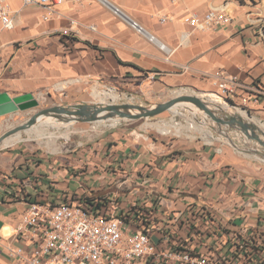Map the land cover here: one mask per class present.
<instances>
[{
	"label": "crops",
	"instance_id": "1",
	"mask_svg": "<svg viewBox=\"0 0 264 264\" xmlns=\"http://www.w3.org/2000/svg\"><path fill=\"white\" fill-rule=\"evenodd\" d=\"M5 2L14 28L0 23V94L58 97L64 107L91 104L96 87L210 94L218 93L214 74L222 71L238 79L231 101L243 105L248 97L245 108L264 118V0H61L51 8ZM212 6L225 7L232 23L202 32L186 22ZM232 136L242 148L262 149ZM84 199L100 210L111 202L117 213L138 204L153 225L173 229L189 206L206 207L218 240L233 232L264 241L263 161L227 146L137 136L120 124L65 153L21 146L0 155V264H20L5 245H19L15 228L27 201Z\"/></svg>",
	"mask_w": 264,
	"mask_h": 264
},
{
	"label": "built area",
	"instance_id": "2",
	"mask_svg": "<svg viewBox=\"0 0 264 264\" xmlns=\"http://www.w3.org/2000/svg\"><path fill=\"white\" fill-rule=\"evenodd\" d=\"M5 1L0 0V23L4 29L11 30L14 21ZM23 1L51 8L61 0ZM167 19L164 16L161 22ZM186 22L197 31L210 32L232 23V17L225 7L212 6L204 16L192 14ZM131 26L142 31L136 22ZM90 28L95 30L94 26ZM63 34L70 35V31L64 30ZM214 79L220 96L229 100L237 97L236 77L217 71ZM249 101L248 97L243 98V106ZM27 203L15 228L19 245H5L9 256L20 264H248V258L240 250H248L255 264H264L263 240L255 235H242L240 241L234 238L230 243L228 238L236 237L232 234L218 240L217 220L206 207L189 206L187 212L174 221L177 228L166 224L164 231L165 227L153 225L149 215L128 223V217H119L111 202L105 203L106 208L104 205L102 210L95 211L84 200L58 205ZM219 250L231 252L226 257ZM255 251L258 258L253 256Z\"/></svg>",
	"mask_w": 264,
	"mask_h": 264
},
{
	"label": "rangeland",
	"instance_id": "3",
	"mask_svg": "<svg viewBox=\"0 0 264 264\" xmlns=\"http://www.w3.org/2000/svg\"><path fill=\"white\" fill-rule=\"evenodd\" d=\"M96 89L102 91L113 90L117 97L113 99L96 97L94 95ZM180 95H195L208 100L216 99L219 104H225L229 109L238 112H243V117L247 121H251L260 127L264 132V118L258 117L255 113L248 111L245 106L232 102L218 93L195 90L191 88H179L175 90H146L139 93H128L126 90L117 91L105 87H96L93 95L90 97L91 104H134L141 105L147 108L155 107L158 104L165 103ZM217 98H216V97ZM64 99V97H62ZM60 98L39 99L40 105L38 108L19 111L11 115L0 117V137L7 131L25 123L35 113L40 110L62 106L66 103L59 102ZM230 111V110H229ZM246 115V116H245ZM264 117V115H263ZM127 125L132 130H136V135H145L154 140L178 142L183 145L195 144L196 146H206L222 149L224 146L234 148L228 143V140L218 132V126L207 115L201 112L196 106L182 104L177 108L166 111L161 115L150 119L139 120H121L108 121L100 123H71L65 124L56 119H48L39 122L36 126L27 131L20 133L21 141L10 146H0V155L14 150L18 147L27 148L39 152L65 153L67 150H72L77 144L91 143L103 131L109 130L117 125ZM171 126V132L163 133L159 128L164 125ZM211 133V137H207L204 133ZM41 134V136L39 135ZM46 135H49L47 137ZM232 136V131L229 133ZM235 144L241 147L239 142L233 138ZM261 148V147H260ZM235 149V148H234Z\"/></svg>",
	"mask_w": 264,
	"mask_h": 264
},
{
	"label": "water",
	"instance_id": "4",
	"mask_svg": "<svg viewBox=\"0 0 264 264\" xmlns=\"http://www.w3.org/2000/svg\"><path fill=\"white\" fill-rule=\"evenodd\" d=\"M181 104L196 106L217 124L219 128L218 132L230 141L231 146L240 152L253 155L264 162V132L261 131L259 126L251 121L245 120L241 115L232 113L229 110H223L220 104H216L211 100L195 95H180L152 108L134 104L113 103L85 104L74 107L54 106L46 108L35 113L25 123L5 132L0 137V145L7 136L27 131L45 119H56L65 124L150 119L166 111H170L172 108ZM39 105V99L33 94L11 97L8 93H2L0 94V117L11 115L19 111L38 108ZM230 131L237 133L242 140L249 144L254 143L262 149H258L256 146L252 147V145H250L251 147L249 148L238 146L233 141V138L230 137Z\"/></svg>",
	"mask_w": 264,
	"mask_h": 264
},
{
	"label": "trees",
	"instance_id": "5",
	"mask_svg": "<svg viewBox=\"0 0 264 264\" xmlns=\"http://www.w3.org/2000/svg\"><path fill=\"white\" fill-rule=\"evenodd\" d=\"M84 201L88 203L89 208H91L93 211L98 210L101 207V204L99 202H97V201H91V200H88V199H84ZM145 212L146 211L143 210V207H141V206H139L137 204V205L131 207L130 209L126 210V211L118 212L117 215L119 217H125V216L128 217V220H127L128 223H130L131 221H134V223H135L136 221H139V217L146 218ZM231 234L232 235H236L233 232L230 233V235ZM237 237H238V235H236V237H233V236L229 237L228 238V242L231 243L232 241L235 240L234 238H237ZM237 241H240V240L238 239ZM230 243L227 246H229ZM230 252H231V250H219V253H221L222 255H224L226 257L229 256ZM240 252H243L244 256H246L248 258L246 260V263H248V264H255L256 263V262H253L254 258L249 256L250 253L248 252V250H240ZM253 256H255V258L259 257L257 251H255V255H253Z\"/></svg>",
	"mask_w": 264,
	"mask_h": 264
},
{
	"label": "bare ground",
	"instance_id": "6",
	"mask_svg": "<svg viewBox=\"0 0 264 264\" xmlns=\"http://www.w3.org/2000/svg\"><path fill=\"white\" fill-rule=\"evenodd\" d=\"M94 95L96 96V97H103V98H110V99H113L114 97H117L116 96V94L113 92V91H100V90H98V89H96V91H95V93H94ZM211 101H213L214 103H216V104H219V102L218 101H216V100H214V99H211ZM182 105V104H181ZM181 105H177L176 107H174V108H177L178 106H181ZM190 106H192L191 104H189ZM222 105V107H223V110H230L232 113H235V114H237V115H243L242 113L243 112H238V111H235V110H231V109H229L225 104H221ZM174 108H172V109H174ZM246 116V115H245ZM243 117V116H242ZM163 126H160L159 128H161L160 130L163 132V133H165V132H171L172 130H171V126L170 125H164V128H162ZM20 133L21 132H18V133H15V134H12V135H10V136H7L6 138H4V140L2 141V143H1V145L0 146H3V147H5V146H10V145H13V144H15L16 142H18V141H21V137H20ZM207 137H210V136H212V134L211 133H209V132H207V133H204ZM40 136H41V134H39ZM47 137H49V135H46ZM212 138V137H211ZM227 139V138H226ZM228 140V139H227ZM228 143L230 144V141L228 140ZM231 145V144H230Z\"/></svg>",
	"mask_w": 264,
	"mask_h": 264
}]
</instances>
